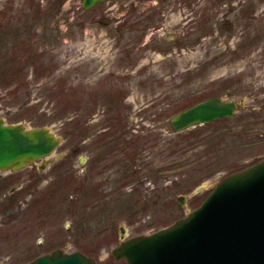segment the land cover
<instances>
[{"label": "rangeland", "instance_id": "374dc122", "mask_svg": "<svg viewBox=\"0 0 264 264\" xmlns=\"http://www.w3.org/2000/svg\"><path fill=\"white\" fill-rule=\"evenodd\" d=\"M2 46L0 118L61 144L44 170L0 171V264H127L122 227L168 228L264 160V0H0ZM211 98L234 118L173 130Z\"/></svg>", "mask_w": 264, "mask_h": 264}, {"label": "water", "instance_id": "95a60500", "mask_svg": "<svg viewBox=\"0 0 264 264\" xmlns=\"http://www.w3.org/2000/svg\"><path fill=\"white\" fill-rule=\"evenodd\" d=\"M109 0H83L90 10ZM238 104L211 98L180 113L170 123L175 132L234 118ZM61 140L49 128L27 129L0 118V171H19L49 158ZM178 201L185 205V197ZM121 239L125 230L121 228ZM128 264H264V160L220 181L187 217L168 228L125 241L113 251ZM27 264H95L80 252L60 249Z\"/></svg>", "mask_w": 264, "mask_h": 264}, {"label": "flooded vegetation", "instance_id": "af4514ba", "mask_svg": "<svg viewBox=\"0 0 264 264\" xmlns=\"http://www.w3.org/2000/svg\"><path fill=\"white\" fill-rule=\"evenodd\" d=\"M110 1V0H109ZM190 34V33H189ZM187 34H185V36H184V38H187V36H186ZM189 36V35H188ZM178 47H176V49H177ZM90 138V137H89ZM83 159V158H82ZM81 159V160H82ZM39 161H41V160H39ZM36 162H38V161H34V162H32V163H30L25 169L26 170H29L30 172H35V171H38V167L36 166ZM46 165H47V163H44V162H42V165H41V167L39 168V171L40 170H44L45 169V167H46ZM38 171V172H39ZM121 239V238H120ZM131 239V238H130ZM126 240H129V239H126V236H125V239L124 240H122L121 239V242H120V244L118 245V247H116L115 249H117V248H119L120 247V245L121 244H123ZM114 249V250H115ZM55 250H57V249H55ZM53 252V251H52ZM63 252V251H62ZM65 252H63V254H64ZM81 253V252H80ZM66 254V253H65ZM83 254V253H82ZM84 255H85V253H84ZM87 256V255H86ZM88 257V256H87Z\"/></svg>", "mask_w": 264, "mask_h": 264}, {"label": "trees", "instance_id": "16d2710c", "mask_svg": "<svg viewBox=\"0 0 264 264\" xmlns=\"http://www.w3.org/2000/svg\"><path fill=\"white\" fill-rule=\"evenodd\" d=\"M3 46H4V45H3ZM3 46H2V48L0 47V57H2L1 52H2V51L4 50V48H5V47H3ZM0 70H2V69H0ZM2 73H3V72L0 71V74H2ZM12 83H15V81H13ZM126 170H127L126 173L131 172V169H130L129 171H128V169H126ZM124 176H125V175H124ZM126 176H128V175H126Z\"/></svg>", "mask_w": 264, "mask_h": 264}]
</instances>
